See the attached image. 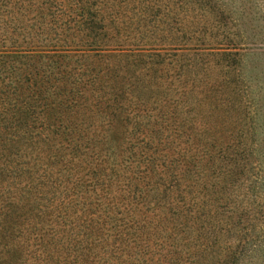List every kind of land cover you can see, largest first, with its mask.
Returning <instances> with one entry per match:
<instances>
[{"label": "trees", "instance_id": "1", "mask_svg": "<svg viewBox=\"0 0 264 264\" xmlns=\"http://www.w3.org/2000/svg\"><path fill=\"white\" fill-rule=\"evenodd\" d=\"M263 1L0 0V264H264Z\"/></svg>", "mask_w": 264, "mask_h": 264}, {"label": "rangeland", "instance_id": "2", "mask_svg": "<svg viewBox=\"0 0 264 264\" xmlns=\"http://www.w3.org/2000/svg\"><path fill=\"white\" fill-rule=\"evenodd\" d=\"M263 12H264V6H263ZM257 23L259 24V27L256 30L258 31L260 28H262V31H263L264 25L259 23V21H257ZM256 38L257 37L253 38V40H248L249 43H246L247 44L246 51L248 55L245 57V62H246V65H247L246 68L249 74L250 68H252L251 65L259 61L261 63V66H259L260 68L257 67L258 70H256L257 72H254V73L257 75V78H262L264 75V69H262L264 66V39L262 40V42L261 41L259 42L256 40ZM254 83L255 82H253L252 89H254L255 92L258 93L259 95H264V88H259V86L255 85Z\"/></svg>", "mask_w": 264, "mask_h": 264}]
</instances>
